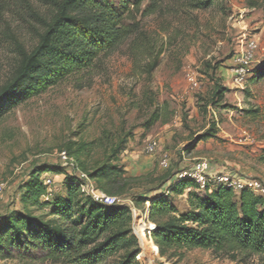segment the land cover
<instances>
[{
	"label": "rangeland",
	"instance_id": "rangeland-1",
	"mask_svg": "<svg viewBox=\"0 0 264 264\" xmlns=\"http://www.w3.org/2000/svg\"><path fill=\"white\" fill-rule=\"evenodd\" d=\"M147 6L144 1L127 21L144 34L134 47L127 42L91 69L29 97L0 119V181L5 185L0 215L14 209L35 218L49 215L48 209L37 211L20 202V189L34 170L48 168L41 177L45 182L53 169L66 168L61 160L66 152L74 160L67 171L93 172L110 163L115 146L125 141L118 162L110 164L117 163L126 174L112 188L138 215L132 228L146 246L140 245L149 258L143 264H263L258 256L229 250L168 251L161 256L148 234L155 227L148 218L150 203L137 206L132 198L155 189L166 174L188 170L200 160L210 162L212 176L264 183V165L258 162L264 151V79L251 80L264 61V0H217L201 11L189 10L187 0H166L160 13L150 16L143 14ZM32 11L47 14L48 0H0V87L16 64L18 46L32 49L36 44L39 24ZM252 42L257 49L239 76L235 61ZM154 58L159 65L149 75L147 66ZM218 82L225 95L213 105ZM155 104L163 113L152 125ZM213 128L216 139L197 144ZM151 142L158 143L152 155L146 150ZM163 159H168V169H163ZM55 178L59 188L64 179ZM173 203L180 212L189 210L186 195L175 196ZM46 256L41 247L20 243L0 255V264H69Z\"/></svg>",
	"mask_w": 264,
	"mask_h": 264
},
{
	"label": "trees",
	"instance_id": "trees-1",
	"mask_svg": "<svg viewBox=\"0 0 264 264\" xmlns=\"http://www.w3.org/2000/svg\"><path fill=\"white\" fill-rule=\"evenodd\" d=\"M144 1L148 6L143 14L150 16L160 13L166 0H48L47 14L32 11V19L39 24L36 44L32 49L18 46L16 64L0 87V119L29 97L91 69L127 42L134 47L144 34L138 24L127 21L134 12H140ZM216 1L187 0V6L189 10H209ZM158 65V58H154L147 73L151 75ZM261 79L264 61L251 74V80ZM224 95L225 89L218 82L212 104L223 101ZM153 107L152 125L163 113L162 106ZM213 131L215 128L199 136L197 144L216 139ZM125 143L115 146L110 163L118 162ZM258 162L264 165V151ZM110 163L86 173L100 190L115 196L112 186L126 172L117 163ZM47 171L42 166L31 173L20 189V202L37 211L48 209L50 214L35 218L30 212L14 209L0 215V255L23 243L25 247H41L50 260L69 264H102L115 256L120 257L117 264H143L146 257L133 232L128 204L107 206L82 195L76 177L61 167L52 170L53 175L65 177L61 191L45 201L49 189L41 177ZM178 173L166 174L155 189L132 198L137 206L150 203L148 218L155 225L151 239L160 255L168 251L229 250L258 256L264 264V198L250 191L236 194L217 182L209 183L201 192L193 180H179ZM183 195L189 210L180 212L173 198Z\"/></svg>",
	"mask_w": 264,
	"mask_h": 264
},
{
	"label": "built area",
	"instance_id": "built-area-1",
	"mask_svg": "<svg viewBox=\"0 0 264 264\" xmlns=\"http://www.w3.org/2000/svg\"><path fill=\"white\" fill-rule=\"evenodd\" d=\"M257 49V45L255 42L249 44L248 50L246 52H242L241 56L235 61L239 68L235 71L238 75L245 74L246 67L249 65L253 51ZM158 148L157 142H151L146 147L148 154H154ZM61 160L63 165L67 169L73 168L74 160L63 152L61 154ZM163 169L169 168V161L168 159H163L161 162ZM211 172V164L207 160H200L196 162L192 168L188 170H183L178 173V179H191L195 182L198 186L199 191L203 192L206 190V187L211 182H217L226 185L228 188H231L236 194H240L243 191H250L254 195L263 197L264 198V183L258 179H244V178H237L231 177L228 175H221V176H212ZM79 182V188L82 195L91 198L97 203L104 204L107 206H114V205H124L129 204V201L123 200L117 196H112L104 191L100 190L93 180L89 178V175L83 171H76L71 172ZM57 177V176H56ZM65 178L64 176H60ZM45 184L49 189L48 197H52L53 193L57 192L60 188L57 186V181L55 176L47 175L45 177ZM5 191V185L0 181V198L3 196ZM131 207V206H130ZM131 211L133 216L136 215L135 209L131 207ZM153 230V229H152ZM151 230V231H152ZM151 231L148 232L149 237L151 239Z\"/></svg>",
	"mask_w": 264,
	"mask_h": 264
},
{
	"label": "bare ground",
	"instance_id": "bare-ground-1",
	"mask_svg": "<svg viewBox=\"0 0 264 264\" xmlns=\"http://www.w3.org/2000/svg\"><path fill=\"white\" fill-rule=\"evenodd\" d=\"M137 219H139V218H138V215L136 214V220H137ZM140 238H141V241H142L143 247L146 248L145 243H144V240H143V238L141 237V235H140ZM144 254H145V257L148 258V256H147L148 253L145 252ZM148 259H149V258H148Z\"/></svg>",
	"mask_w": 264,
	"mask_h": 264
},
{
	"label": "water",
	"instance_id": "water-1",
	"mask_svg": "<svg viewBox=\"0 0 264 264\" xmlns=\"http://www.w3.org/2000/svg\"><path fill=\"white\" fill-rule=\"evenodd\" d=\"M140 245H141V247H142V249H143V244H142L141 241H140ZM149 262H150V264H154L153 261H151V260H150Z\"/></svg>",
	"mask_w": 264,
	"mask_h": 264
}]
</instances>
